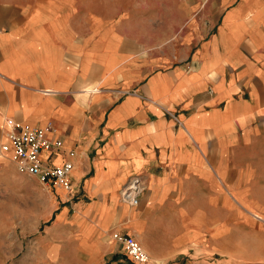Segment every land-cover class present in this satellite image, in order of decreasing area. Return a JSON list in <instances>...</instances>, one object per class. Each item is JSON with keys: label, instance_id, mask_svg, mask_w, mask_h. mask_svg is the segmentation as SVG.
<instances>
[{"label": "crops", "instance_id": "crops-1", "mask_svg": "<svg viewBox=\"0 0 264 264\" xmlns=\"http://www.w3.org/2000/svg\"><path fill=\"white\" fill-rule=\"evenodd\" d=\"M6 118L72 163L67 192L0 151L39 264H137L115 231L148 264H264V0H0V145Z\"/></svg>", "mask_w": 264, "mask_h": 264}, {"label": "built area", "instance_id": "built-area-1", "mask_svg": "<svg viewBox=\"0 0 264 264\" xmlns=\"http://www.w3.org/2000/svg\"><path fill=\"white\" fill-rule=\"evenodd\" d=\"M6 131L0 151L7 154L21 174L36 176L48 186L61 187L70 192V172L72 163L68 160L61 165H48L41 157L43 151L52 152L62 146V140L57 136L55 127L51 123L35 126L15 121L5 120ZM144 189L140 177L131 176L120 189V200L131 206L138 203V198ZM111 239L119 243L126 255L137 264H148L149 258L134 237L123 232L115 231Z\"/></svg>", "mask_w": 264, "mask_h": 264}, {"label": "rangeland", "instance_id": "rangeland-1", "mask_svg": "<svg viewBox=\"0 0 264 264\" xmlns=\"http://www.w3.org/2000/svg\"><path fill=\"white\" fill-rule=\"evenodd\" d=\"M16 205V213H23L21 209L29 206L22 202ZM30 205L31 213L34 214V207L38 205ZM12 210L7 204L0 205V264H39L37 253L31 247L42 234L49 220H42L37 225L32 222V225L24 228L26 221L12 219ZM25 260L28 262L25 263Z\"/></svg>", "mask_w": 264, "mask_h": 264}]
</instances>
